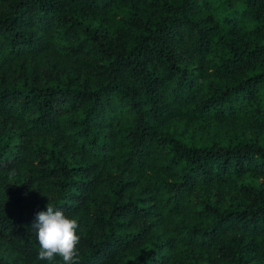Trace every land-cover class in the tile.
I'll list each match as a JSON object with an SVG mask.
<instances>
[{
    "label": "trees",
    "instance_id": "16d2710c",
    "mask_svg": "<svg viewBox=\"0 0 264 264\" xmlns=\"http://www.w3.org/2000/svg\"><path fill=\"white\" fill-rule=\"evenodd\" d=\"M48 203L77 264H264V0H0V264Z\"/></svg>",
    "mask_w": 264,
    "mask_h": 264
},
{
    "label": "clouds",
    "instance_id": "9594fccd",
    "mask_svg": "<svg viewBox=\"0 0 264 264\" xmlns=\"http://www.w3.org/2000/svg\"><path fill=\"white\" fill-rule=\"evenodd\" d=\"M32 229L39 245L38 261L54 262L59 257L63 264H77L80 236L74 219L48 203L37 213Z\"/></svg>",
    "mask_w": 264,
    "mask_h": 264
},
{
    "label": "rangeland",
    "instance_id": "374dc122",
    "mask_svg": "<svg viewBox=\"0 0 264 264\" xmlns=\"http://www.w3.org/2000/svg\"><path fill=\"white\" fill-rule=\"evenodd\" d=\"M63 67H64L65 69H70V66H69V65H67V64H66V65H64Z\"/></svg>",
    "mask_w": 264,
    "mask_h": 264
}]
</instances>
